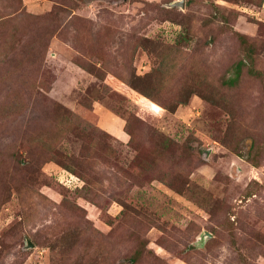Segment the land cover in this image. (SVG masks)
<instances>
[{"label":"rangeland","instance_id":"1","mask_svg":"<svg viewBox=\"0 0 264 264\" xmlns=\"http://www.w3.org/2000/svg\"><path fill=\"white\" fill-rule=\"evenodd\" d=\"M0 264H264V0H0Z\"/></svg>","mask_w":264,"mask_h":264},{"label":"trees","instance_id":"2","mask_svg":"<svg viewBox=\"0 0 264 264\" xmlns=\"http://www.w3.org/2000/svg\"><path fill=\"white\" fill-rule=\"evenodd\" d=\"M140 101H141L142 103H144L145 100H144V99H140ZM147 103H148L147 106H148V108H149L151 111H153V112H155V113H157V112L159 111V110H158V111H154V110L151 109V105H150V104H153V102L148 101Z\"/></svg>","mask_w":264,"mask_h":264},{"label":"water","instance_id":"3","mask_svg":"<svg viewBox=\"0 0 264 264\" xmlns=\"http://www.w3.org/2000/svg\"><path fill=\"white\" fill-rule=\"evenodd\" d=\"M180 4H181V3H180ZM181 6H183V5L181 4ZM28 244H29L30 247H32V245H31L30 243H28Z\"/></svg>","mask_w":264,"mask_h":264}]
</instances>
